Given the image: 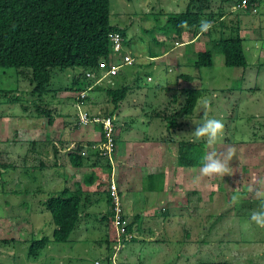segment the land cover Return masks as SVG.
Wrapping results in <instances>:
<instances>
[{"label": "rangeland", "instance_id": "rangeland-1", "mask_svg": "<svg viewBox=\"0 0 264 264\" xmlns=\"http://www.w3.org/2000/svg\"><path fill=\"white\" fill-rule=\"evenodd\" d=\"M110 1L112 23L128 29L123 53L136 59L135 64L121 68L118 78L126 81L130 91L113 123L115 150L111 160L103 154L105 142L100 123L84 124L79 118L80 113L88 112L87 107L92 104L90 99L81 101L80 109H77L73 107V101L76 103L80 92L66 90L73 86L76 89L82 87L83 76L78 85L73 83L83 74L82 69H55L51 91L40 95L34 93V84L18 75L16 69L0 68V264H95L96 261L107 264L100 249L91 242L97 233L81 228L70 241H51L37 258L30 256L32 240L52 237L56 229L51 213L42 202L48 198V192L58 196L63 189L57 190V186L65 188L70 183L72 175L64 164L70 162V151L81 145L83 150L90 148L89 154L98 152L86 161L90 167L97 168L95 171L99 176L88 184V188H98L102 184L109 186L111 173L114 175L119 171L118 153H126L124 157L135 153V150H121L124 144L129 140L147 139L168 145L163 152L165 158H161L162 167L178 169L179 173L173 175L169 187L161 183L162 190L156 183L157 189L149 191L150 182L143 185L139 179L140 184L134 191L141 203L137 209L141 217H135L141 221L136 220L130 234L136 239L133 236L136 233L137 243L131 241L125 248L118 247L114 241L111 245L115 251L114 259L118 260L123 247L124 253L135 256L140 264H264V228L255 224L244 227L251 212L258 210L262 203L249 188L264 189V0L257 3V13L240 9L233 16L230 10L239 4V0H210L211 9L205 11L203 19L212 15L211 22H216L208 35L203 33L208 42L204 44L205 38H202L198 45L189 47L186 43L179 45L186 38H178L171 30L172 26H167V21L169 15L186 12L190 0ZM220 13L230 16L222 19ZM238 28L241 37L254 35L260 39L252 40L261 45L258 53L254 51L255 45L249 49L244 45L248 68L226 67L225 59L219 53L215 54L213 68L199 69L194 65L198 54H195L196 49L209 50L212 48L209 44L213 45L223 37L236 36ZM221 31L225 35L221 36ZM148 54L159 57L150 61ZM178 63L185 69L180 71ZM181 73L191 75L193 79L183 80ZM198 87L205 93L193 115L181 116L182 125L169 129L164 118L180 115V109L187 101L185 93ZM7 91L21 99L13 100ZM96 94L87 91L91 100L101 104L97 103L101 111L106 107V97L104 93L102 96ZM203 99L210 102L208 117L221 120L225 126L224 138L217 144V151H223L227 146L236 149L229 176L203 177L201 168L178 167L176 141L191 140L176 136L191 133L195 125L203 122ZM49 108L53 110L52 125L49 124L51 115L44 111ZM113 108V105H107V109ZM97 117L93 115L91 119ZM124 122H127L128 129L123 127ZM66 138L69 140L64 146L60 141ZM197 142L203 143L206 155L210 151L206 140ZM56 148L59 155L54 160ZM59 159L63 160L59 162ZM109 164L113 167L111 173ZM139 165L140 162L136 163V168ZM55 170H59L62 179L59 184ZM147 171L144 167L139 174L144 177ZM79 177L86 179L88 175L81 171ZM120 177L123 178L124 174ZM172 200L177 203L175 207H169ZM130 213L128 209L129 217H134ZM125 215L129 221L135 219ZM81 236L88 247L80 246V250L73 253V241ZM104 250L108 253L106 248Z\"/></svg>", "mask_w": 264, "mask_h": 264}, {"label": "trees", "instance_id": "trees-1", "mask_svg": "<svg viewBox=\"0 0 264 264\" xmlns=\"http://www.w3.org/2000/svg\"><path fill=\"white\" fill-rule=\"evenodd\" d=\"M242 1L239 0V5ZM248 2V11L253 12V8H257L259 0H248ZM210 9V0H190L186 12L168 16L167 26L171 25V30L180 39L185 33L192 38L196 37L200 33L196 30L200 29L201 21L213 20L212 15L203 19L205 11ZM111 16L110 0H0V68L16 69L18 75L34 84V93L40 95L51 91L50 84L55 69L65 71L69 68H80L83 70V74L76 77L73 83L78 85V81L83 76L85 82L82 87L79 86L76 89V86H73V88L68 87L66 90L77 91L80 94L85 93L86 97L81 98L79 96L76 103L73 101V107L80 109L79 103L81 101L90 99V102H93L87 95V91L97 93L98 96H102L104 93L106 107L103 109L102 118H113L120 110L121 103L127 98L130 87L124 83L119 87L117 86L116 80L119 78L121 70L117 76L111 79L116 81L113 82L114 85L105 83L110 79L105 80L104 86L97 83L104 73L110 70L111 66H117L125 56L123 44L126 42L128 29L113 24ZM185 22L186 27H182L181 25ZM239 31L238 28L236 36L223 37L214 42L213 45L209 44L211 49L199 51L194 65L199 69L213 67L215 54L219 53L224 57L226 67L248 68L243 39ZM116 35L122 39L120 53L115 51L113 38ZM149 55L158 56L157 54ZM11 92L7 91V94H12L13 100L21 99L20 96L13 95ZM204 93L203 89H189L185 93L187 94V101L181 107L180 115L164 118L169 123L168 128L175 129L181 126V116L184 118L191 117ZM107 105H113L114 108L107 109ZM44 111L51 115L49 124L52 125L54 121L53 110L49 108ZM100 129L102 130L103 141H105L103 124H100ZM116 141L118 142V138ZM176 142H178L179 149L178 166L181 168H201L205 156L203 143ZM54 150L56 151L57 148ZM82 151L83 148L80 145L68 154L70 164L76 171L83 169L86 161L98 154V152L89 154L88 158H84L81 155ZM41 165L45 167L44 163ZM109 168L111 173L112 166L110 164ZM158 176L163 183L164 173H160ZM158 176L150 174L146 179V182H150V185L153 184L154 186L153 189H150L151 191L157 189L155 182H159L157 181ZM95 177L96 175L92 174L86 179L92 178L94 180ZM93 180L84 181V183L86 185L92 184ZM160 187L161 189L164 188L161 185ZM54 195H49L42 202V206L51 213L56 229L52 237L32 240L29 254L35 258L51 241L56 243L70 241L82 220V203L86 195L81 189L71 192L66 188L58 196ZM112 216L110 213L109 218ZM136 220L138 217L129 222L126 234H131ZM107 261L108 264H113L111 259Z\"/></svg>", "mask_w": 264, "mask_h": 264}, {"label": "crops", "instance_id": "crops-1", "mask_svg": "<svg viewBox=\"0 0 264 264\" xmlns=\"http://www.w3.org/2000/svg\"><path fill=\"white\" fill-rule=\"evenodd\" d=\"M236 7L233 6L230 10L231 11L230 13L232 16L235 14L234 12H237L238 10L242 9V8H239V9L235 10ZM242 10L246 11L247 13L253 14V12L248 11L249 9H247V10L242 9ZM227 16H230V15L226 14V13L221 14L222 19L226 18ZM215 22H216V20H215ZM215 22H213V23H215ZM221 28H223V27H221ZM224 29L225 28H223V30ZM200 33L196 37H193V38L191 36L190 37L186 36V33H185L184 37L186 38V40L183 43H186V45H188V47L193 46V45H198V43L201 41V39L205 38L203 33H201V34ZM220 33H221L220 34L221 36L225 35L224 31H221ZM205 34L208 35V32L207 33L205 32ZM241 38L243 39V45H247L248 49L252 45H255V50H254L255 53H258L259 50L261 49V45L258 46L252 41V40H256V41L260 40L256 36L252 35V37L250 38L249 35H247V36L242 35ZM207 42H208L207 38H205L204 44H206ZM183 43H181V44H183ZM244 49H245V46H244ZM199 51L200 50L196 49L195 54ZM148 57H149L150 61H154V60H157L159 56L152 57L148 54ZM178 64L180 65V69H179L180 71L185 69L181 63H178ZM248 64H249V62H248ZM180 77L183 80L193 79V77L191 75H187L184 73H181ZM116 81H117L116 82L117 86H118V83H120V85H122L123 83L125 84V82H126L125 80H120V79H118ZM114 83H112V84L114 85ZM101 85L104 86V83H102ZM181 85L183 86V84H181ZM198 89H202V88L198 87ZM97 103L98 102L96 100H93L92 104H90V106L87 107V111L92 116L95 115V116H101L102 117V112H103L104 108H101V111L98 110L97 105L100 103H98V104ZM118 116H119L118 113L115 114V117L117 119H118ZM125 117H127V116L125 115ZM146 118H148V116H146ZM124 124L125 125L123 127L125 129H128L127 122H124ZM68 140H69V138L68 139L66 138L64 141H60V142L62 145L64 144V146H67ZM158 142L159 141L153 142L149 139H147L145 141H135V142L132 140H129L128 142H126L124 144V146L121 150H125V149L127 151L135 150V153L137 156H135V153H133L134 151L131 152L128 157H124L126 153H124V154H122V152L118 153V163H119L118 169H119V171L117 170V172L115 173V175H116L115 179H116V182L118 184L119 193H120L122 200H123L125 213L128 215V217H129L128 209L131 210L130 215H132L134 217L140 216L139 212H137V209L139 207H141V203L138 200V197H136L135 191H134L136 189V186L138 187V185L140 184L139 179H141V183L143 185H145L146 179L148 176H150V174H156L158 176V174L164 173L165 178H164L163 184L165 186L168 185V187H169L170 184L172 183L170 180H172L173 175L179 173L178 169L177 170H172V169L167 170V168L163 169V167H162L163 162H161L162 161L161 158H165L163 156L164 155L163 152H165L164 150L168 147V145L167 144H165V145L160 144ZM67 148L68 147H66V149ZM166 154H168V151H166ZM58 155H59V152H57L55 154L56 158H54V160L57 159ZM89 156H90L89 153H87L86 157H89ZM134 157H135V159H133ZM127 158H129L128 162H124V160H126ZM63 159H66V158H63ZM63 159H61V160H63ZM61 160L59 159V162ZM64 161L67 162V160H64ZM138 162H140V165L138 166V168H136V163H138ZM64 164H65L66 169L71 172V175H72L70 178L71 181L65 188H63V186H57L58 189L57 188L56 189L57 190H61V189L64 190V189L68 188L71 192H75V191H78L79 189H81L86 195L85 200H83V203H82V205H83V207H82L83 211L81 213V219L82 220H81V223L79 225V228H81V230H86L87 232L94 231L97 233V236L95 238H92L91 242L93 243V246L96 245L100 249L102 257L104 256L106 260L111 259V261H112V259H113V261H114V262L112 261L113 264H140V260H138V263H137L135 256H133L132 254H126V253H124L125 250H123V247L126 248L129 244V242H131V240H134V239H132L133 238L132 235L130 237V241L127 240L123 244L122 250L119 253L118 260L114 259L113 255H114L115 251L111 247V245L115 241L116 237H114V235L116 236V233H115L114 229L112 228V224H111L110 218H109L111 203H110L109 192L107 190V185L105 184L103 186V184H102V187L95 188L93 186L92 188H88V185H85L84 180L92 181L93 179L92 178L83 179V178L79 177V174L81 171L83 173H85V175H88V176H89V174L90 175L94 174V175L98 176V174L96 173L97 168L94 169V168L90 167L88 164H86L85 167L83 169H81V171H76L73 168V166L70 164L69 161L67 163H64ZM61 165L62 164L60 163V166ZM144 167L147 168L148 171L146 172V176L143 177V175H140L139 173H140V171H142L144 169ZM150 167L151 168L156 167V168H155V170H152ZM159 167H160V169H159ZM134 169H137V171H135ZM156 169H158V170H156ZM73 171L75 172V174L73 173ZM55 173H56L55 177H57L56 182H57V184H59V182L62 181V179L59 175V170H55ZM122 173L124 174L123 178L120 177ZM58 179H59V181H57ZM97 179H99V176L97 177ZM95 180H96V178H95ZM157 181H159V182H155V183H157V185L162 183L161 182L162 180L160 179L159 176H158ZM125 183H127V185H125ZM155 186H156V184H155ZM178 186L180 187V190L183 189V188H181V186L179 184H178ZM153 187H154L153 184L150 185V183H149V191H151L150 189H153ZM162 187H164V186H162ZM48 193H53V192H48ZM140 199H141V197H140ZM176 204L177 203L172 200L169 204V207L171 205L175 207ZM107 216H108V218H107ZM134 217H129V218L131 219ZM138 221H141L139 217H138ZM100 229H102V230H100ZM137 231H139V229H137ZM133 236L137 239L136 233H133ZM135 243H137L136 240H135ZM109 245H110L111 249L109 248ZM80 246L81 247H84V246L88 247V244H87L85 238L82 236L80 239L73 241V248H72L73 253L79 251ZM104 248L107 249L108 253H105ZM96 262H99V261H96ZM106 262L108 264V261H106Z\"/></svg>", "mask_w": 264, "mask_h": 264}, {"label": "clouds", "instance_id": "clouds-1", "mask_svg": "<svg viewBox=\"0 0 264 264\" xmlns=\"http://www.w3.org/2000/svg\"><path fill=\"white\" fill-rule=\"evenodd\" d=\"M237 9H239V5L235 8V10H237ZM181 26L186 27V22L183 23ZM213 26H214L213 22H211V21H201L200 32L201 33L208 32L209 30H211L213 28ZM179 45H181V44L179 43ZM149 78H151V77H149ZM102 83H104V82H102ZM209 110H210V102L207 99H203L201 102V111L204 114L203 115V122L200 123L199 125H195V128L193 131H191V133L177 135L176 137L177 138H180L182 136L188 137V138H190L191 142H193V143H196L197 141H200L202 139L206 140L207 147L210 149V151L203 158L204 163L202 164V167L200 169L201 175L203 177L212 178V177H217V176H219V177L229 176L231 174L230 162L233 160V158L235 156L236 149L233 146H227L223 151H217V148H216L217 144L220 141H222L224 138L225 126L221 120L216 119V118H209L208 117V111ZM115 119H116V117H115ZM112 172H113V167H112ZM115 176L116 175L114 173V179H115ZM111 177H112V173H111ZM115 182H116V179H115ZM110 184H111V178H110L109 186H107L108 192H109ZM249 191L254 192L255 197L258 200H261L262 203H261L260 208L258 210H254L251 212L249 220L245 223L244 227L247 228L251 224H255L259 228H264V189H260V188L253 189L250 187ZM47 194L49 197V195H51L53 193H47ZM118 194L121 198L123 212H125L123 200H122V197L119 193V189H118ZM109 197H110V193H109ZM233 200L235 201L236 198L234 197ZM110 203H111L110 213H112V215H113V208H112L113 204H112L111 197H110ZM124 217L127 218L125 213H124ZM110 222L112 224V218H110ZM112 228L114 229L113 226H112ZM114 231H115V229H114ZM115 233H116V231H115ZM128 235L131 237L130 234H128ZM115 241H116V244H118L117 234H116ZM126 241L127 240H124V243ZM128 241H130V239ZM112 261H113V259H112ZM98 263L101 264L100 262H98Z\"/></svg>", "mask_w": 264, "mask_h": 264}, {"label": "built area", "instance_id": "built-area-1", "mask_svg": "<svg viewBox=\"0 0 264 264\" xmlns=\"http://www.w3.org/2000/svg\"><path fill=\"white\" fill-rule=\"evenodd\" d=\"M249 2L248 0H243L242 3L239 5V8L247 10L249 7ZM253 12L256 13L257 10L256 8H253ZM113 40L115 41V51L120 53L122 49V39L119 35H116ZM121 55V54H120ZM136 62V59L130 55H125L123 57V64H118L117 66H111L110 70L97 81L98 84H102V81L106 79H111L115 76H117L123 66L127 65H133ZM148 80H151L149 78ZM81 98H85L86 94L81 93L80 95ZM79 118L82 123L88 124L90 122L94 123H100L103 124V130H104V135H105V151L103 154L107 155L109 160H111V156L115 150V143H114V138H113V133H114V126L113 123L116 120L115 117L113 118H107L104 119L102 117H97L91 119V115L88 112H82L79 115ZM97 147L96 145L93 146V149L95 150ZM88 149L86 148L85 150L82 151L81 155L82 156H87ZM99 154L102 155V152H99ZM109 193L110 197L112 199V204H113V216H112V226L114 227L116 234H117V240H118V247L123 246L124 240H129L130 236L126 234V229L129 225V220L124 217V212L122 208V203H121V198L118 194V187L116 185L114 175L111 177V184L109 187ZM96 264H99L98 262Z\"/></svg>", "mask_w": 264, "mask_h": 264}]
</instances>
